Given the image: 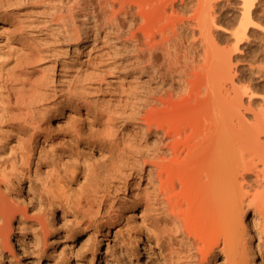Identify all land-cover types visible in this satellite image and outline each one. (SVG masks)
<instances>
[{
  "label": "bare ground",
  "instance_id": "1",
  "mask_svg": "<svg viewBox=\"0 0 264 264\" xmlns=\"http://www.w3.org/2000/svg\"><path fill=\"white\" fill-rule=\"evenodd\" d=\"M192 1L0 0L14 26L0 144H19L0 185L29 203L23 183L40 178L50 212L59 198L96 228L130 226L140 210L161 264H238L242 242L262 264L264 0H240L234 48L214 40L222 0ZM241 46L259 80L244 88L228 69ZM249 89L263 93H251L253 121L239 113ZM11 212L0 199V221L22 218ZM140 235L129 231L133 243Z\"/></svg>",
  "mask_w": 264,
  "mask_h": 264
},
{
  "label": "rangeland",
  "instance_id": "2",
  "mask_svg": "<svg viewBox=\"0 0 264 264\" xmlns=\"http://www.w3.org/2000/svg\"><path fill=\"white\" fill-rule=\"evenodd\" d=\"M224 1L222 0L225 5L221 2L219 6L225 11L222 19L218 22L213 21V25L214 22H216V26L218 25L217 28L214 27L219 32H216V35L213 33L212 36L214 35L215 38H213L216 39V44L218 43L219 47L234 48V41L231 40L230 35L232 26H229L230 29L227 25L232 19L238 17L240 0H231L230 3ZM192 2L195 4L197 1L193 0ZM178 5L180 6V1ZM215 14L212 16L213 19L218 16V13ZM223 25L224 28H222ZM13 29L14 26H10L9 22L0 20V68L12 59ZM247 50L246 46L234 49L228 64L232 81H235L233 83L241 88L247 86L249 78H252L250 76L256 78L255 73L251 72L252 70L250 71L248 66ZM242 51L245 52L242 53ZM244 54L246 55L244 56ZM255 81H259L258 77ZM1 91L0 87V109H2ZM244 93L240 98L241 108L239 109L241 111L239 110V113L246 121H253V113L261 108V100L259 98L254 100L255 102L250 101L253 90L251 92L249 89L247 93ZM261 93L255 91L254 94L260 97ZM231 94L235 93L232 91ZM254 94L253 97H255ZM64 122V116L55 115L50 120L53 129L61 128ZM18 145L17 139L14 138H7L5 143L0 144V164L14 155ZM43 168L46 167L43 166ZM23 187V196L30 200L29 203L18 201L13 189H5L0 185V199L4 207L12 211L13 215L22 216L17 220L12 217L9 222L5 221L6 223L0 221V248L3 250L0 252V264H75L76 262L78 264H161L158 247L146 233L145 219L140 210H137L130 226L122 222L116 223L110 228H107V225L96 228L93 224L88 223L86 215L78 213L75 208L64 206L59 198H54L57 203L52 205L53 210L50 212L47 195L42 189L40 178H32L31 187L29 182L25 181ZM48 213H50L51 222L48 219ZM18 222L24 223L23 229L12 233L18 226ZM242 225L238 228V232L239 229L240 231L247 229V226ZM131 228L141 231L140 238L136 243L130 241L129 231ZM38 242L40 243L38 244ZM39 247H44L45 250L38 253ZM223 260L222 257L219 258V262ZM236 261L238 264H252L250 254L243 242L240 244ZM259 262L260 258H258ZM261 263L264 264V261Z\"/></svg>",
  "mask_w": 264,
  "mask_h": 264
}]
</instances>
